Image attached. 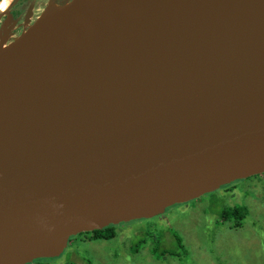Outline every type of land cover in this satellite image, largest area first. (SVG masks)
I'll return each mask as SVG.
<instances>
[{"label":"water","instance_id":"water-1","mask_svg":"<svg viewBox=\"0 0 264 264\" xmlns=\"http://www.w3.org/2000/svg\"><path fill=\"white\" fill-rule=\"evenodd\" d=\"M7 41L0 264L264 174V0H50Z\"/></svg>","mask_w":264,"mask_h":264},{"label":"rangeland","instance_id":"rangeland-1","mask_svg":"<svg viewBox=\"0 0 264 264\" xmlns=\"http://www.w3.org/2000/svg\"><path fill=\"white\" fill-rule=\"evenodd\" d=\"M236 206L248 207L242 227L235 228L234 221L221 223V211ZM116 230L118 235L107 242L85 244L82 235L75 236L60 257L32 264H264V174L175 205L163 216L123 223ZM176 234L187 249L180 259L152 254L156 241L164 249L175 248ZM126 240L124 248L121 242Z\"/></svg>","mask_w":264,"mask_h":264},{"label":"flooded vegetation","instance_id":"flooded-vegetation-1","mask_svg":"<svg viewBox=\"0 0 264 264\" xmlns=\"http://www.w3.org/2000/svg\"><path fill=\"white\" fill-rule=\"evenodd\" d=\"M49 1L50 0H0V35H6L8 39L7 42L19 36L30 24L34 23L39 18ZM93 236L92 232L87 233V235L81 237L80 240L85 244H93V242L96 241ZM98 240L101 242L108 241L105 239ZM127 241L129 240L121 242L124 248L129 244Z\"/></svg>","mask_w":264,"mask_h":264},{"label":"trees","instance_id":"trees-1","mask_svg":"<svg viewBox=\"0 0 264 264\" xmlns=\"http://www.w3.org/2000/svg\"><path fill=\"white\" fill-rule=\"evenodd\" d=\"M257 177V176H255ZM246 180V179H244ZM241 181V180H239ZM237 182V181H236ZM235 183V182H234ZM233 184V183H232ZM231 185V184H230ZM228 186V185H226ZM248 207L246 206H236V207H229V208H224L221 211V214L219 216V219L222 222H229V221H234V227L235 228H240L242 227L243 223L246 220L247 214H248ZM94 235L93 238L97 241L98 239H105V240H112L117 236V231H116V226L112 225L108 228H105L102 231H95L92 232ZM82 237L87 235V233L81 234ZM176 239V247L172 248L171 250L164 249L161 245V242L156 241L155 245L156 247L154 248L153 255L159 258H164L167 256L180 259V254L185 252L187 249L184 246L183 240L179 235H174ZM93 240V241H95ZM172 241V240H171ZM72 243V240H69V243ZM143 243L146 242V240H142ZM188 253V252H187ZM43 260V259H41Z\"/></svg>","mask_w":264,"mask_h":264},{"label":"bare ground","instance_id":"bare-ground-1","mask_svg":"<svg viewBox=\"0 0 264 264\" xmlns=\"http://www.w3.org/2000/svg\"><path fill=\"white\" fill-rule=\"evenodd\" d=\"M259 176V175H258ZM252 178V177H251ZM249 179V178H248ZM110 227V226H109ZM108 228V227H107ZM104 230V229H103ZM98 231H102V230H98ZM95 232V231H94ZM84 233H91V232H82V233H80V234H78L77 236H79V235H81V234H84ZM76 236V237H77ZM75 237V236H74ZM73 238V237H72ZM71 240V239H70Z\"/></svg>","mask_w":264,"mask_h":264}]
</instances>
